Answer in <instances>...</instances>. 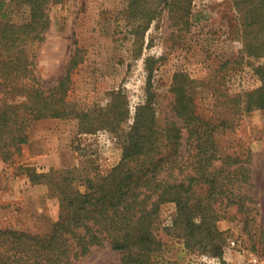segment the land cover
<instances>
[{"label": "rangeland", "instance_id": "rangeland-1", "mask_svg": "<svg viewBox=\"0 0 264 264\" xmlns=\"http://www.w3.org/2000/svg\"><path fill=\"white\" fill-rule=\"evenodd\" d=\"M130 3L55 0L44 39L29 45L37 69L52 86L77 61L68 91L75 111L106 107L122 89L130 109L122 127L132 123L147 100V58L155 60L153 103L161 124L175 120L183 125L173 108L172 87L177 72L188 73L197 113L217 125L220 150L239 156L251 174L248 182L235 184L245 206L216 203L222 215L218 226L225 231L221 256L189 247L182 225H175L177 202L162 203L156 264H264V108H245L247 93L264 84L257 72L264 53L249 51L247 16L258 1L192 0L188 24L173 18L181 10L171 9L166 0ZM11 6L26 9L6 7ZM81 124L75 115L46 117L34 121L21 150L0 143V228L51 233L61 214L59 186L71 183L85 191L87 178L106 175L121 161L124 141L117 132L96 127L98 120ZM35 139L37 159L27 152ZM183 142L194 146L187 128ZM121 258L122 252L110 246H93L77 264H116Z\"/></svg>", "mask_w": 264, "mask_h": 264}, {"label": "trees", "instance_id": "trees-1", "mask_svg": "<svg viewBox=\"0 0 264 264\" xmlns=\"http://www.w3.org/2000/svg\"><path fill=\"white\" fill-rule=\"evenodd\" d=\"M141 1L131 0L130 5ZM257 1L251 4L247 23L249 51L259 56L264 53V0ZM54 2L0 0V143L19 151L29 142L34 121L75 115L83 127L88 120H98L96 127H111L124 141V155L110 173L87 178L85 191L71 183L59 186L61 214L51 233L0 228V264H77L93 246L121 251L116 264H156L161 248L156 222L166 201L177 202L175 225H182L189 247L223 255L225 231L218 226L222 215L216 203L227 200V205L245 206L235 184L248 182L251 169L239 156L220 150L214 135L217 125L197 113L194 80L184 71L174 76L173 108L183 125L158 121L152 57L146 59L147 100L137 107L128 127H122L130 116L122 89L106 107L75 111L68 91L77 61H72L56 85L47 86L29 51L30 44L44 39ZM8 3L26 9H9ZM191 3L166 0L171 9L181 10L173 18L184 24L190 23ZM257 72L264 82V65L257 66ZM247 97L246 110L264 108V84ZM185 128L193 139L192 149L184 146ZM11 152H7L9 158Z\"/></svg>", "mask_w": 264, "mask_h": 264}, {"label": "crops", "instance_id": "crops-1", "mask_svg": "<svg viewBox=\"0 0 264 264\" xmlns=\"http://www.w3.org/2000/svg\"><path fill=\"white\" fill-rule=\"evenodd\" d=\"M27 152H31L33 153V158H36L37 159V139L33 140L31 142V145H29ZM30 154V153H29Z\"/></svg>", "mask_w": 264, "mask_h": 264}]
</instances>
